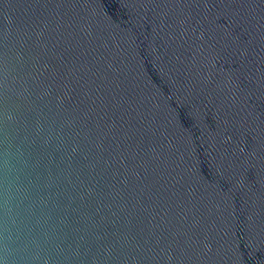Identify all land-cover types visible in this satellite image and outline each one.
Returning a JSON list of instances; mask_svg holds the SVG:
<instances>
[{
  "label": "water",
  "instance_id": "1",
  "mask_svg": "<svg viewBox=\"0 0 264 264\" xmlns=\"http://www.w3.org/2000/svg\"><path fill=\"white\" fill-rule=\"evenodd\" d=\"M0 264H264V0H0Z\"/></svg>",
  "mask_w": 264,
  "mask_h": 264
}]
</instances>
